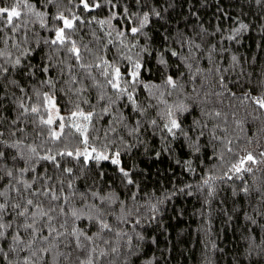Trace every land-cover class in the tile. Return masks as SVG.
<instances>
[{
  "label": "snow or ice",
  "instance_id": "6c2138e0",
  "mask_svg": "<svg viewBox=\"0 0 264 264\" xmlns=\"http://www.w3.org/2000/svg\"><path fill=\"white\" fill-rule=\"evenodd\" d=\"M251 2L261 10L257 19L264 20V0ZM0 4H4L0 6V264H130V258L139 259L144 230L153 223L163 228L159 217L166 203L179 194H193L192 184L159 195L141 189L136 166L126 165L123 157L141 148L149 151L145 134L155 142L151 149L155 159L175 156L180 150L186 159L177 158L175 163L193 174L192 157L198 159L202 152L221 167L227 165L219 174L214 165L201 177L196 188L208 198L215 197L219 183L242 181L233 196H242L250 205L241 212L246 221L245 264H264V181L260 187H249L244 179L256 172L264 177V140H256L253 149L241 147L238 136L230 137L227 128H221L230 117L207 107L213 97L231 98L250 105L257 113L254 120L264 117V77L252 84L254 73H247L236 55L230 58V68L218 67L214 58L221 52L206 39L219 33L221 41L239 43L254 24L229 13L223 0H215L210 31L196 9L207 7V0H183L189 15L184 27L174 29L179 39L171 40L167 28L178 0H40V7L30 0H13L10 5L0 0ZM154 22L165 29L158 48L150 34ZM229 22L224 35L223 24ZM92 25L99 26V33ZM37 29L49 35L40 36ZM259 31L264 37V23ZM170 41L186 55L168 47ZM113 49L114 55L107 58ZM205 53V64L210 61L212 66L201 68ZM153 59L162 83L142 78L151 71L147 65ZM170 63H176V75L169 71ZM229 72L235 73L231 79ZM245 75L248 86L237 96L229 85L244 89ZM181 78L188 83L200 80L202 91L193 87L194 95L170 104L169 98L185 93ZM91 90L97 93L96 103L87 98ZM140 91L146 93L143 103ZM121 101L126 103L118 105ZM114 106L130 108L136 114L134 123L129 125L123 112L113 115ZM197 109L207 119L187 122L185 114ZM208 120L216 123L209 128ZM242 125L236 118L241 131ZM26 129L34 134L31 138ZM73 142L76 146L70 148ZM65 158L80 164L81 171L93 163L99 167L109 162L127 198L121 199L111 181L106 182L107 190L97 186L102 170L77 186L83 177L64 166L69 162ZM210 202L205 200L206 205ZM150 242L157 243L155 238ZM147 264H155L154 258Z\"/></svg>",
  "mask_w": 264,
  "mask_h": 264
},
{
  "label": "trees",
  "instance_id": "16d2710c",
  "mask_svg": "<svg viewBox=\"0 0 264 264\" xmlns=\"http://www.w3.org/2000/svg\"><path fill=\"white\" fill-rule=\"evenodd\" d=\"M30 2L40 7V0H30ZM6 3L10 5L13 3V0H6ZM207 5V7L197 5L196 9L199 12L200 20L204 21L205 27L211 31L213 30L215 22V0H207ZM0 6H4V4H0ZM190 6L188 5V7ZM223 6L232 15L240 16L245 22L254 24L255 28L245 33L239 43L221 41V34L219 33L215 38H206L212 44H217L218 51L221 52L220 57L214 59H218V67L230 68V58L232 55L241 58V64L245 71L247 73H254L251 83L255 84L257 80L264 77V37H262L259 31L261 23H264V20L257 19V17L261 16V10L251 0H223ZM245 13L247 15H244ZM100 15L102 18L104 14L101 13ZM186 15H189V13H187L186 7L183 6V0H178V6L169 18L171 26L167 28V31L171 35V40L179 39V33L174 29L177 25L184 27V18ZM229 24L230 22L223 24L225 29L224 35L228 34L227 29L229 28ZM91 27L99 33V26L92 25ZM37 30L40 36L49 35L44 30ZM164 31L165 29L159 23H153L152 32L150 33L153 36V47H159L161 34ZM89 39V36H84L85 43H88ZM141 42L143 43V41ZM168 47L181 51L179 46L171 41L168 43ZM223 49H227V51H222ZM114 53V49L111 52H107V58H111ZM184 55L186 53L181 51V56L183 57ZM206 59L207 54L205 53L204 60L199 65L201 68L212 66L210 61L207 65L205 64L204 61ZM172 60L175 61V58H172ZM121 66H124L123 62ZM147 66L151 71L143 73L142 78L144 81L162 83V78L157 73L156 61L154 59L150 60ZM169 71L173 75L177 74L176 63H170ZM179 71H185V69L181 68ZM236 71H239V69ZM234 74V72H229L227 76L231 79ZM98 78L102 79L100 77ZM202 79L201 77L200 80ZM242 79L246 82L244 89L234 87L232 84L229 85L232 91L236 92L237 96L243 95V91L248 86V76L245 75ZM181 80L185 84V93L169 98L170 104L185 101V97L188 94L194 95L192 93L193 87L197 91H202L200 80L193 83H188L184 78H181ZM85 83L88 82L86 81ZM208 83H212L211 77H209ZM109 94H111L110 91ZM96 95V91L91 90L87 98L91 99L93 103H96ZM145 98L146 93L140 91L138 93L139 101L143 103ZM211 101L207 106L209 110H221L225 115L230 117L227 125L221 123V128L226 127L230 137L238 136L240 138L238 142H240L241 147L247 146L249 149H253L257 147L255 144L256 140H264V117L261 120H254L252 116L257 113L253 112L250 105L245 107L244 105H240L237 100L223 97L219 99L213 97ZM122 103H126V101L118 102V105ZM82 107L88 110L87 105H82ZM96 110H100L99 105H97ZM120 112H123L129 118V125L134 123L132 118L136 114L132 113L130 108L114 106L113 115H118ZM232 113H235L236 116L233 117ZM249 113H252V115H249ZM149 115L151 118H155V112L153 110L149 111ZM185 116H187V122L193 119H207L201 116L199 109L190 116L187 114ZM236 118L243 121V131L236 126ZM213 123H216V121L208 120L209 128L212 127ZM26 132L30 138L34 135L30 129H26ZM217 133L219 134V129ZM144 139L149 143V151L147 153L141 148L134 155L123 157L126 165L132 164L136 166L138 173L136 179L141 189L144 192H155L159 195L165 190L171 192L174 188L192 184L193 188L191 191L193 194H179L174 196L170 202L166 203L163 214L159 217L163 228L153 223L144 230L146 241L143 245L141 256L139 259L135 257L130 258V264H147L149 258H154L155 264H245L244 251L246 245L242 238V233L244 232L246 221L241 212L242 210L248 209L250 205L242 196H233V189L239 191L240 187L243 186L242 181L234 180L219 183L215 197L208 198L205 191H197L196 186L199 184L201 177L209 169H212L214 165L216 166L215 171L217 174L226 168L227 165L221 167L218 160H209L208 155L202 152L199 154L198 159L195 156L192 157V167L195 169V174H193L185 170V165L181 164L177 166L175 163L177 158L181 160L186 159L180 150H177L175 156L162 154L160 159L157 160L151 151L155 142L147 134L144 135ZM208 139L210 140V137ZM249 139L253 140L252 144H246ZM75 146L74 142L69 145L70 148ZM217 149L219 150V145H217ZM212 151L213 146L209 143L207 153L211 154ZM65 159L69 160V162L64 164V166L72 167L74 174L79 173L83 177V179L75 182L77 186H83L89 179H95L97 173L102 170L104 174L103 179L97 180V186L105 187V190H107L106 182L111 181L113 189L120 194L121 199L127 198L123 187L118 182L119 176L115 170V166L109 162H101L99 167L93 163L88 169L81 171L80 164L74 160H70V158ZM52 171L49 166V172L51 173ZM55 174L57 176L60 175L58 172ZM244 179L248 181L249 187H260L261 182L264 181L261 172H256L255 175L245 174ZM186 191L188 190L186 189ZM206 199H210V204H205ZM143 202L141 201V203ZM256 206L259 207V205ZM229 215L232 217L231 220L228 219ZM122 227L128 226L124 225ZM261 235H264V233ZM152 238L156 239V244L150 242Z\"/></svg>",
  "mask_w": 264,
  "mask_h": 264
}]
</instances>
